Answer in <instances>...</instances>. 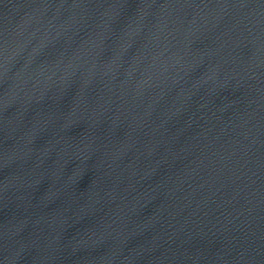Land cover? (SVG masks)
<instances>
[{
    "label": "water",
    "instance_id": "water-1",
    "mask_svg": "<svg viewBox=\"0 0 264 264\" xmlns=\"http://www.w3.org/2000/svg\"><path fill=\"white\" fill-rule=\"evenodd\" d=\"M0 264H264V0H0Z\"/></svg>",
    "mask_w": 264,
    "mask_h": 264
}]
</instances>
